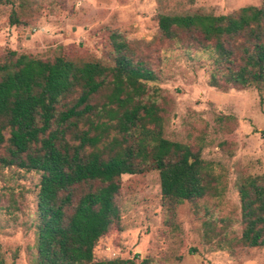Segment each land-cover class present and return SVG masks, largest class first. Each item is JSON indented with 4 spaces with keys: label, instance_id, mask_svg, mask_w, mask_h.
Segmentation results:
<instances>
[{
    "label": "rangeland",
    "instance_id": "374dc122",
    "mask_svg": "<svg viewBox=\"0 0 264 264\" xmlns=\"http://www.w3.org/2000/svg\"><path fill=\"white\" fill-rule=\"evenodd\" d=\"M262 1L0 0V61L11 51L42 59L62 55L78 64L97 61L106 68L105 84L91 99L99 107L120 52L114 42L123 39L121 54L154 74L140 80L143 90L135 99L156 108L157 122L147 127L196 152L214 178L212 194L169 203L161 196L158 170L122 174L119 220L97 241L94 261L264 264V246L240 240L238 194L242 177L264 173V85L211 86L212 43L185 35L166 39L158 27L163 14H229ZM39 180L37 170L0 165V264H36Z\"/></svg>",
    "mask_w": 264,
    "mask_h": 264
},
{
    "label": "trees",
    "instance_id": "16d2710c",
    "mask_svg": "<svg viewBox=\"0 0 264 264\" xmlns=\"http://www.w3.org/2000/svg\"><path fill=\"white\" fill-rule=\"evenodd\" d=\"M158 27L166 39L185 35L212 43L211 86L264 85V0L229 14H163ZM114 43L120 52L100 107L91 101L105 84L106 68L97 61L78 64L62 55L42 59L15 51L0 61V165L40 172L36 264H147L120 257L94 261L97 241L119 220L122 174L158 170L161 196L169 203L216 189L196 152L147 127L157 122L156 108L135 99L143 90L140 80L154 74L121 54L123 39ZM238 194L240 240L262 247L264 173L242 177Z\"/></svg>",
    "mask_w": 264,
    "mask_h": 264
}]
</instances>
